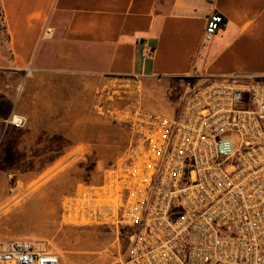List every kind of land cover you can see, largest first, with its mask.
I'll list each match as a JSON object with an SVG mask.
<instances>
[{"label":"built area","instance_id":"1","mask_svg":"<svg viewBox=\"0 0 264 264\" xmlns=\"http://www.w3.org/2000/svg\"><path fill=\"white\" fill-rule=\"evenodd\" d=\"M223 22L211 15L205 42ZM124 118L128 148L64 200L62 221L134 228L122 264H264V80L207 76L175 115L133 106ZM0 264L61 258L45 241L15 239L0 242Z\"/></svg>","mask_w":264,"mask_h":264},{"label":"crops","instance_id":"2","mask_svg":"<svg viewBox=\"0 0 264 264\" xmlns=\"http://www.w3.org/2000/svg\"><path fill=\"white\" fill-rule=\"evenodd\" d=\"M0 10V124L19 98H36L32 114L54 129L70 79L264 80V0H0ZM215 13L224 22L207 43Z\"/></svg>","mask_w":264,"mask_h":264},{"label":"rangeland","instance_id":"3","mask_svg":"<svg viewBox=\"0 0 264 264\" xmlns=\"http://www.w3.org/2000/svg\"><path fill=\"white\" fill-rule=\"evenodd\" d=\"M85 80L87 84L70 79L60 85L65 93L56 100L54 129H41L43 123L32 114L36 98H19L18 107L16 102L0 124V242L45 241L61 264H122L136 238L134 228L64 223V200L100 180L128 148L131 132L124 115L129 108L175 115L201 81ZM19 94L34 95L23 87ZM18 111L26 115L22 127L8 123L13 115H22Z\"/></svg>","mask_w":264,"mask_h":264},{"label":"trees","instance_id":"4","mask_svg":"<svg viewBox=\"0 0 264 264\" xmlns=\"http://www.w3.org/2000/svg\"><path fill=\"white\" fill-rule=\"evenodd\" d=\"M0 15H2L1 10H0ZM0 19H1L0 22H2V18L1 17H0Z\"/></svg>","mask_w":264,"mask_h":264}]
</instances>
